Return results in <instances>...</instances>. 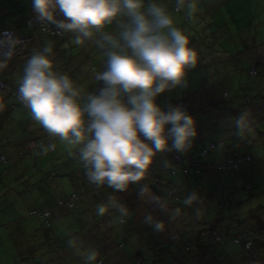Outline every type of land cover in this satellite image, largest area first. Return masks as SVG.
<instances>
[{
	"label": "clouds",
	"instance_id": "clouds-1",
	"mask_svg": "<svg viewBox=\"0 0 264 264\" xmlns=\"http://www.w3.org/2000/svg\"><path fill=\"white\" fill-rule=\"evenodd\" d=\"M32 8L35 17L27 21L33 20L31 25L40 32L56 37L71 33L72 42L80 46L94 41L106 57L104 70L94 72L95 80L103 86L82 97L69 75L55 66L53 43L49 41L41 49H33L26 60L18 81L19 101L49 138L77 147L90 183L106 185L114 192L127 191L136 184L143 201L168 213L170 222L176 221L181 209H168L167 198L172 193L156 195L144 181L157 154L171 151V157L173 152L186 153L197 136L196 122L183 106L169 104L165 109L158 103L166 91L188 87L187 72L197 66V52L189 46L188 36L176 26L172 13L152 0L146 6L145 0H32ZM175 8L191 20L197 12V0H176ZM38 22L44 27L54 25L58 35L44 31ZM113 22L115 30L104 31ZM15 43V38L0 41L4 48L0 69L13 57ZM4 92L13 93L8 89ZM234 123L236 136L251 133L247 111ZM40 148L39 154L46 155L55 144H41ZM69 155L76 153L70 151ZM199 201V194L193 191L183 204L192 207ZM109 203L119 218L128 216L126 205L113 202L111 197ZM96 211L103 216L107 207L99 204ZM195 214L200 217L199 208ZM144 222L156 231L166 228L165 222L151 213L145 215ZM263 240L264 233L253 242L247 241L251 248ZM68 243L75 247L74 240ZM96 258L94 250L85 256L87 264Z\"/></svg>",
	"mask_w": 264,
	"mask_h": 264
},
{
	"label": "rangeland",
	"instance_id": "rangeland-1",
	"mask_svg": "<svg viewBox=\"0 0 264 264\" xmlns=\"http://www.w3.org/2000/svg\"><path fill=\"white\" fill-rule=\"evenodd\" d=\"M215 1L216 0L197 1V12L194 14L193 18L189 20L186 18L184 11L174 10L176 0H152V2L163 4L168 9V11L172 13L176 26L181 28V30H183L185 34L190 32V37L188 36L190 41L189 46L194 48L197 52V66L194 69L188 70L187 72L188 87L178 88L170 92L166 91L158 97V103H160L161 106L165 109L167 107L168 99H187L192 103L191 110L188 113L194 118L196 122L197 136L193 140L192 148L188 152L181 154L185 162L188 161L189 158L196 157L198 154V149L202 145V139L199 138V128H201L199 127L200 123H204L206 127H204L203 129L208 132L207 129L211 127L212 123L210 121H213V119L209 116V122L204 117L207 113L204 108L207 107H204L203 109L200 107V102L205 101L203 100L205 97L210 98L214 96L216 91L218 93L221 91V95L223 97L226 96L227 91L230 95L234 96V93H236L239 97H251L254 94L264 95V0H245V5L244 0H242V5H237L239 0H235L237 1L234 4L235 7L230 6L226 7V9L221 8L219 3H215ZM6 2L7 0H0V7ZM148 2L149 0H145V6ZM12 18L15 17H11L10 19L5 18L6 21L3 19L4 24L0 20V28L1 26H5L9 29H27L26 25L20 26L18 20ZM113 24L115 25V29L116 23L113 22ZM105 30H107L108 32V25L105 26ZM209 43L212 44L211 46H213L214 43L221 44L219 49H223V53H220L218 49V56L216 49L215 51L214 49H209ZM31 45L32 44L23 45L15 55V57L8 60V69L10 67V63H14L21 68V72H17L16 74L12 75L11 72L5 73L3 69H0V72L4 75V80L11 84L13 88H16V90L18 89V81L23 75V67L27 60V58L23 57H26V55L28 54V52H26V49ZM85 51L86 53L91 54L89 58L92 61V65L96 66V68L92 69V71L90 68L88 76H94L93 73L97 72V70L103 71L105 64L102 63V60L105 61L106 57L102 52H98L94 41L87 45ZM99 63L102 64L103 67H98ZM252 67L257 68V76H251L249 74V70ZM7 88H9L8 85H6V89ZM6 93L7 92H5V94H0V152L4 151L8 153L10 144L9 140H6L7 135L11 134V131L14 128L18 127V125H20L22 121L21 117L27 112V109L25 108V106H19L15 108V106L10 105V103L13 101H15L17 105H20V101L16 96L10 94L9 92V94ZM3 102H6L7 104L2 105ZM251 131L254 132L255 129L251 127ZM19 133H21V131H19ZM53 139L55 146H59L58 148L63 145L71 147L70 145H67L66 142L60 141L58 138ZM255 139L256 140L247 139L246 144L244 143V145L241 144L239 146H236L239 147L240 151H248L253 156V161L242 165L239 172H217L218 178L211 180V182H204L202 180V176H194L193 173L189 177L191 178L190 180L195 181V183L192 182L193 191L197 192L199 195L201 189L198 188V181H200L202 185L207 188V192L215 196L221 194L214 191V189L224 192L228 191L231 188L230 195L232 199L237 202H235L232 206H230L229 204L230 207L226 206V212H229L228 214L230 215L224 220V222L231 223L232 219L234 222L240 221L242 225L241 227L247 231V234L250 235L249 237L252 239H256L258 234H260V232L264 230V222L262 223V225H257V223H255L256 220H261V218L255 215L251 216V206L254 204V202L258 203V200L256 199H258L259 195H264V139ZM5 141L6 144L2 145L1 142ZM169 143H171V141ZM16 150H18V148ZM168 153L169 151L157 154L155 160L158 161L161 166L165 164L164 161H167L169 165L168 168L169 170H171V168H174V165L172 164V162H170ZM27 155L28 153L24 155L22 154L20 157ZM39 158H42L47 164V161L45 159H49L48 153L46 155L39 154ZM73 158L74 156H69V161ZM6 163L7 162H3L0 159V184L5 183V176H3L1 173L3 170H5ZM28 163L32 167L31 174L32 172H34L36 175L38 173L40 165H36L33 160H30V157L28 158ZM49 168L50 166L46 167V170H48ZM75 168L77 173L83 170L84 167L81 166L80 160L75 163L73 169L75 170ZM7 169L15 171L14 168ZM171 176L174 180L173 183L181 185V183L179 182L180 177L178 173H171ZM249 176H251L250 178L253 177L254 179L252 180V188L250 189V192H246L245 186L249 181V179H247L246 177ZM39 177V175H36L34 179H37ZM13 179L14 178L9 179V181ZM218 179L221 181V183L216 182L218 181ZM185 182L186 184H188L186 180ZM137 187L138 185L133 184L129 187L128 190L131 191ZM109 191H112L115 194H119V192H114L111 188H109ZM98 193H90L87 198L83 197L81 199H78L76 202L77 207L81 209V206H79V204L82 203L83 208H85L90 201L88 198H95L97 197ZM115 194L111 195L113 202H116L117 200ZM22 196L24 198L23 202L25 206L32 203L38 205L36 202H34L35 200H37V197H35L34 194H32L30 191H27V193L25 194L23 193ZM1 206V214L7 212L6 214L11 216L9 217L11 219L8 218V220L15 221V219L19 218L16 215L12 216L13 211L11 208H13V205H8V207H4V205ZM59 208L61 207L57 206V209ZM108 216L109 214H107L106 212L105 216H103V219L100 221L101 225H99L98 230L101 240H99V243L103 241L105 242L107 238L105 236V231H107L108 228L111 230L112 227H116V220L107 221ZM34 217L35 223H33L31 226L34 229H38L37 232H34L35 238L33 240V243L37 241V237L40 231L41 233L43 232L42 234H45L53 229L56 233V238L53 239L52 243L56 245V248H60L61 250L65 251L69 249L66 248L63 244V242H65L67 238H65V240L61 239L63 234H68L67 231L63 232L62 226H59L62 218H54L55 222L53 221V226L47 228L48 230H46L40 225L39 216L35 215ZM129 218L130 216H128V219ZM80 224L84 225V223H79V225H75L76 227H72L76 239H78L77 235L80 229ZM231 224L234 225L233 223ZM1 227L4 228L2 222H0V264H39V262L41 263V259L44 258V256H47V254L44 253L46 250H44L43 247L39 246L35 247V249H29V251L26 250L24 254L25 256L23 255V259L21 255L16 252L15 254H18L23 262L18 260L17 263H11L14 258L12 257V252L13 250L17 251V249L14 247V245L11 244V239L7 238V236L4 240L5 230L1 229ZM234 233L235 226H233V228L227 234L223 236L220 234L221 237L219 239L217 238L218 236H205V238L203 239H208L207 242H204L206 248L202 246L203 242L195 244V240V242L192 243L193 253L190 251V254V252L181 249L174 258L171 253H166V250H162L161 255L157 257L154 256V253L152 254V256L151 253L153 251V246L150 243V247H139V244L136 243L133 245L132 249L139 254V257L143 260L142 264H208L209 261L212 260L213 255L214 258H217L220 262L233 260V263L235 264V261L239 259L237 253L238 251L242 250L243 247L242 240H237ZM30 236L31 235L29 233V240L33 237ZM90 238L88 237L86 239V242L82 243V246L89 244V247H87V253L92 250L91 247L94 245V243L92 242H95V239L91 241ZM3 242H6L7 244L4 246ZM57 244H60L63 247H58ZM207 244H214V247H209ZM75 245H81L80 241L76 240ZM172 248H176L175 250L178 249L174 244ZM77 250L79 251H69L66 253V262L68 264L71 262L72 264H82L84 261H86L85 256L87 255V253H83L79 248ZM84 250L85 248H83V251ZM95 252L97 253V257H101V260L105 261V259H103L105 256L102 251L95 250ZM252 252L254 253V256L257 254L259 255V260L264 256V251L256 252V250H254ZM117 254V250H114L113 255ZM77 256L79 258H76ZM97 260H99V258H96L93 263L95 264ZM259 260L253 262V264H260ZM45 263L48 264L49 261H46ZM129 264H138V262L135 257H132V262H130Z\"/></svg>",
	"mask_w": 264,
	"mask_h": 264
},
{
	"label": "crops",
	"instance_id": "crops-1",
	"mask_svg": "<svg viewBox=\"0 0 264 264\" xmlns=\"http://www.w3.org/2000/svg\"><path fill=\"white\" fill-rule=\"evenodd\" d=\"M238 2H242V1L239 0ZM4 5L0 7L1 22L4 24V20L6 21L5 18L10 19L11 17H15L12 19H17L20 26L26 25L27 29L20 30L16 28V29H10V30H13L18 33L31 34V35L33 34V39L24 44V45L26 44H32V45L26 49V52H28V54L26 55V57H23V58L28 59L33 49H41L47 42L51 41L53 43V51L55 53L54 63L56 67H58L59 61L64 59V58H61L60 56L70 57L69 58L70 63L67 65V67L60 66L58 67V70L62 73H67L69 75V77L73 80L74 84L81 89L82 97L86 96L88 93L98 92V90L103 85H102V82L96 81L94 76L92 75L88 76V73L90 72V68L92 71V69L96 68V66L92 65V61L89 58L91 54H88L85 51L87 45L93 41L85 43L80 48L74 47L75 44L72 42L73 36L71 33H65L63 37H56V36L49 35L47 33L40 32L35 25L34 26L27 25L28 23L27 19L31 17H35L34 12L33 13L30 12L31 16L29 17H28V13L23 12V10H20V9L18 11L16 9L15 10L16 13L10 14L7 9L4 10L5 9V7H3ZM18 6H20V4ZM3 14H5L4 17H3ZM114 27H115L114 24L108 25V32H113L115 30ZM3 29H9V28L5 26H1L0 30H3ZM104 31H107V30H105L104 28ZM96 49H98V52L100 53L102 52V50H100L99 48L96 47ZM14 57L10 59H13ZM102 61H103L102 63L105 64V61L104 60ZM99 66L103 67V65L100 63L98 64V67ZM20 70L21 68L17 64H14V63H10V67L8 69V62H7V67L3 68V71L5 73L11 72L12 75L16 74L17 72L22 71ZM97 72L99 71L97 70ZM3 77L4 75L0 72V79L6 85L13 88L12 85L6 82V80H4ZM13 89L16 90V88H13ZM16 91H18V89ZM9 93L7 92L6 94H9ZM0 94H5V92H0ZM10 94L14 95L13 93H10ZM3 104L5 105L7 103L3 102L2 105ZM10 105L15 106V108L19 106H24L21 102H20V105H17L15 101L11 102ZM21 120L22 121L20 125L16 127L17 129L14 128L11 131V134L7 135L6 140H9V144H10L8 148L9 152L8 153L4 151L0 152V155H4L7 158L5 170H3L1 173L3 176H5V183L0 184V204L4 205V207H8V205H13V208H11L13 211L12 216L16 215L17 217H19L15 219V221L8 220V218L11 216L7 215L6 214L7 212L2 213V214L0 212V222L3 223L4 228H5L4 229L3 227H1V229L5 230L4 240L7 236V238L11 239V244L14 245V247L17 249V251L13 250L12 252V257H14L13 258L14 261L12 260L11 263H17L18 260L23 262L22 259L25 256L24 254L26 250L29 251V249H35V247L41 246L44 248V250H46L44 253L47 254V256H44V258L41 259V263L39 262V264H46L45 263L46 261H49L48 264H68L66 262V253L69 251L70 252L79 251L77 250L78 248L81 249L83 253H87V247H89V244L88 245L86 244L85 245L86 247H85V246H82V243L86 242V239L88 237L90 238L91 236L93 237V240L96 238L95 242H92L94 243V245L91 247L92 250L94 251L100 250L104 253V256H105L103 258L105 259V261H102L101 257H97L99 258V260H97L98 262H100L99 264H129L130 262H132L133 256L131 254V251H132L133 245L131 244V242L135 240V242L138 243L136 239H138V237L141 239L139 233L134 232V229H136L135 227L137 224L136 217L132 219L131 218L128 219L124 217L121 219L119 218V213L117 211L113 213L108 212V214L111 215L112 220L113 221L116 220L117 222L116 227H112L111 230L115 229V230H122L126 232V234L121 235V237L125 238V240L123 241L124 246H122L123 249H118L117 247L111 248L108 245L107 247H110V248H107V247L104 249L99 248V245L102 244V243H99V240H101V238L98 236L99 226L95 229V233H94L95 238H94V235L86 233L88 232L87 227H86V221L90 222L91 219H96V218L98 219V217L96 216H100L96 211L97 205L105 204L106 207L111 205L109 203V198L111 197L112 194H115V193H113L112 191H109V187L108 188L106 187V192L102 191L98 193L97 197L88 198L90 201L88 202L86 207L83 208V210L82 208L79 209L78 215L80 216L81 214V218L74 220V222L77 221L75 222V225H79L78 223H84V225L80 224V229L77 235V238H79L81 245H75L76 247L69 246V249L65 251L61 250L60 248H56V245L52 243L53 239L56 238V233L53 229H51L45 234H42L43 232L41 233L40 231L37 237V241L33 243V240L35 238L34 232H37L38 228L34 229L31 226L33 223H35V217L29 215L30 210L35 207L36 208L53 207L54 208L53 221H54V218H58V217L62 218L59 226L63 227V232L67 231V233H70L72 231L71 230V226L73 225L72 223L74 222H70L69 220L73 219L76 216V214L74 216L67 215V212H65L64 208L63 209L55 208L56 203L58 200L63 199V198L65 199L69 194L73 193L74 189L78 191L79 193L82 191H85V192L88 191V186H90V184L92 185V183H89V181L83 175L85 171H83V173L82 171L77 173L76 168L75 170L73 169L75 166V163L79 160L77 147L75 146L69 147V146L63 145L60 148H58L59 146L57 147L55 146L54 150L48 151L49 159H45L47 161V164H46V162L42 158H39V153L41 151V148L36 144V139L42 138L44 145H48L49 143H54L53 142L54 139L49 138L48 134L43 130V128L38 123L32 120L29 109H27V112L23 114V116L21 117ZM256 127L263 131L264 122L257 123ZM19 131H21V133H19ZM254 136L257 139H264V132L263 133L261 132L259 135L258 132L251 131V133L249 134V138L247 139L250 140V138ZM245 142H247V140ZM1 144L2 145L6 144V141L1 142ZM17 148L18 150H16ZM19 150L24 151L23 155L27 153L28 155L20 157L22 154H20ZM70 151L75 152L76 155L74 156L72 160L69 161ZM172 151H175V150H172ZM170 152L171 151H169L168 153V158L170 162H172V164L174 165V168H171V170H169L168 167H165V164L161 166L158 163V161L155 160L153 168H152L153 171L155 172L156 175L157 174L161 175L162 177L168 180H173L171 173L173 174L178 173L180 177L179 182L181 183V185H178V187L182 188L183 186V188L186 190L190 189L191 187L193 188V186L191 185H192V182L195 183V181L191 180L192 181V182L190 181L191 183L186 184L185 182L186 179L181 177V171H180V167L178 163L170 159ZM54 153H57V154H54ZM179 154L181 155V153ZM221 155L224 157L223 153ZM29 157H30V160H33L36 165L38 164L40 165L38 173L36 174V175H39L40 177L37 179H34V177L36 176L34 172H32L31 174L32 167L28 163ZM182 162L184 163L185 161L182 160ZM48 166H50V168L46 170V167ZM7 168H11V169L14 168L15 171H11L10 169H7ZM12 178L14 179L9 181V179H12ZM150 178L151 177L149 176V180ZM205 178L208 180L209 175L206 174ZM214 179L215 178H212L211 180H214ZM251 179L253 180L254 178L252 177ZM189 180H186V181H189ZM211 180H208V182H211ZM219 183H221L220 180H219ZM197 184H198V188L201 189L202 183L198 181ZM27 191H30L32 194H34L35 197H37V200H35L34 202H36L38 205H35L32 203V204L25 206L23 202L24 198L22 195L23 193L24 194L27 193ZM133 192L134 190H131V191L127 190V191H121L119 192V194H115L117 197V200L115 203L121 202L122 204L128 206V202L127 201L124 202V200L126 199V197L131 196ZM230 193H231V188L228 191H224L222 193V195L224 196V199L228 201L227 206H229V204L230 206H232L235 202H237L232 199ZM87 195H86V198H87ZM79 196L80 198H83L82 194H80ZM200 200L207 201L210 203V201L214 200V198L212 200H206L201 197ZM256 200H258V203L254 202V204L251 206L252 208L251 216H254V215L259 216L261 220H256L255 223H257V225H262V223L264 222V195L262 196L259 195L258 199ZM1 205H0V211L2 209ZM212 205L215 206V203H212ZM207 210H208L209 219H212L216 223L218 221L216 216H222L220 221L224 222V220L230 215L228 214L229 212H226V208L223 213L217 212L210 208ZM83 219L85 221H83ZM39 223L44 229L48 230L43 225L42 219H39ZM222 229L225 230V228H222ZM29 233L31 236H33L32 238H30V240L28 239ZM107 236H110L109 232L107 233ZM65 238H66V234H63L61 239L63 240ZM3 244L5 246L7 243L3 242ZM57 246L59 247L60 244H57ZM138 246L140 247L141 245L139 244ZM54 248L55 250H53ZM83 248H85L84 251H83ZM254 248H256L257 250L259 249L258 250L259 252L264 251V240L256 242ZM114 250H117V253H118L117 255H113ZM16 252L21 255L22 259L19 257L18 254H15ZM76 258H79V257L77 256ZM69 264H72V263H69ZM82 264H87V262L84 261ZM91 264H93V262H91ZM260 264H264V256L261 258Z\"/></svg>",
	"mask_w": 264,
	"mask_h": 264
},
{
	"label": "trees",
	"instance_id": "trees-1",
	"mask_svg": "<svg viewBox=\"0 0 264 264\" xmlns=\"http://www.w3.org/2000/svg\"><path fill=\"white\" fill-rule=\"evenodd\" d=\"M197 1H201V0H197ZM242 1V0H241ZM245 1V0H244ZM252 1V0H250ZM218 2L221 8H225L226 7H230V6H234L235 7V3L237 1L235 0H216L215 3ZM6 5H4L3 7H5L4 10H8V12L10 14H14L16 13V9L17 11L23 10V12L28 13V17L31 16L30 14L33 13V8H32V0H7V2L5 3ZM20 4V6H18ZM246 4V1L244 2V5ZM237 5H242V2H238ZM23 8V9H22ZM174 10L176 11V8L174 6ZM2 12V11H1ZM31 12V13H30ZM5 14H3L4 17ZM11 16V15H9ZM190 32L186 33L187 36L190 37L189 35ZM63 35H60L59 37H63ZM190 42V41H189ZM210 44V43H209ZM212 44H210L208 47L209 49L211 48L212 50L216 49L217 54L223 53V49H219V47L221 46V44H213V46H211ZM74 47H81L79 45L76 46V44L74 45ZM219 49V52H218ZM226 51V50H225ZM16 55V54H15ZM70 56V55H68ZM219 56V54H218ZM14 57V56H13ZM61 58H64L63 60L59 61L58 67L60 66H64L67 67V65L70 63L69 62V58L67 56H60ZM72 58V57H71ZM74 58V56H73ZM106 61V60H105ZM249 74L251 76H257L258 75V71L256 67H252L249 70ZM221 91L218 93L216 91V93L214 94V96L208 98L205 97L203 100V102L201 103V108H204L205 111H207V113L205 114V119H207V121L209 122L210 119L208 120V116L211 117L213 119V121L211 123V127L208 128V132L205 131L203 128L206 127L204 125L203 122L200 123L201 128L199 135L202 140H201V147L198 149V154L196 157H192L189 158L188 161H186V163L184 164L182 162L183 157L182 155H180V162H177L179 167H180V171H181V177L189 180L191 178H189L191 176V174L193 173L194 176H202V179L206 182H208V180H211L212 178L217 179L218 178V173L217 172H239L241 169V166L247 163H250L253 161V156L251 155V153L248 151H240L239 147H236L237 145H244V142L247 140V138H249V133H246L245 136L243 138H240L238 136L235 135V123L234 121L238 118V116L247 111L249 113V125L250 127H252L253 129H255L256 132H258V134L260 135V133L264 132V130L262 131L261 129L256 127V124L259 122H264V95L263 94H254L251 97H239L236 93H234V96L230 95L229 92H226V96L223 97L221 95ZM15 96L17 97V95L15 94ZM177 103H183V104H187L186 106V110L189 112L191 110L192 107V103L187 100V99H182V100H167V106L169 104L172 105H177ZM167 108V107H166ZM199 120V118H198ZM229 127V128H228ZM219 131V133H218ZM202 135V136H201ZM206 136V137H203ZM255 137V136H254ZM41 140V144H43V140L42 138H38L37 140ZM255 140V138H250ZM249 140V139H248ZM263 140V139H260ZM40 144V145H41ZM246 144V142H245ZM39 145V147H40ZM55 149V148H54ZM53 149V150H54ZM224 155V157L221 155L222 153ZM21 154L24 153V151H20ZM171 159V157H170ZM7 162V161H6ZM81 165L84 167L82 170L84 172V176L85 178L88 180L87 176H86V169L85 166L83 164V162H81ZM203 174V175H202ZM206 174L209 175L208 180L205 178ZM150 180L149 177L146 179V181H144V183H147L151 190L156 194L159 195L161 197H164L166 193H172L171 196H169L167 198V205H168V209H174V208H180L181 209V215L180 217L174 221V222H170L169 220V215L168 213L161 211L159 208H157L155 205H150L148 203H146L145 201H143L140 196H139V187H137L136 189L134 188V192L133 194H131V196L126 197V199L124 200V202H128V209H129V215L130 218H137V224H136V229H134V232L139 233L141 239L138 237L137 241L138 243L144 247H150L151 245L153 246V251L151 253V255L154 253V256H159L161 255L162 250H166V253H171L173 255V258L175 257V255L181 250H185L187 252H192V243L195 242V244L197 243H201L203 242V245L206 248V245L204 242H207L208 239H203L205 238V236H209V237H215L218 236L217 238L219 239L221 236L220 234L223 236L225 234H227L232 228L233 226H235V238L237 240H242V247L243 249L238 251L237 256H239V259L236 260L235 264H253V262L258 261L259 260V255H255L252 251L256 250V252H259L256 248H254L255 244L250 248H245V242L249 239L251 240L250 242H253L254 239L250 238L247 234V231L244 230L241 226V222H234L233 219L231 220V223H233L234 225H232L231 223L227 222H221L220 219L222 218V216H216L218 221L217 223L214 222L212 219H209V215H208V210L207 209H213L217 212H221L223 213L226 206L228 205V201H226L224 199V196H222V191L221 190H216L214 189V191H216L217 193L221 194L218 196L215 195H211L209 192H207V188H205L203 185H201V192H200V199L201 197L206 199V200H212L214 198V200L207 202V201H203L200 200L198 203L194 204L192 207H187L183 204L182 200H184L186 198V195L193 192V188L191 187L190 189L186 190L181 187H178L177 184L173 183L174 180H168L165 179L164 177H162L161 175H156L155 172L151 171L150 174ZM247 179H249V181L247 182L246 186H245V190L246 192H250V189L252 188V179L249 177H246ZM89 181V180H88ZM191 180L187 181L188 183ZM90 183V182H89ZM217 183H219V179L217 181ZM193 186V185H191ZM106 185L102 186V187H97L94 184H90V186H88V191H82L80 192L83 197H86V195L90 194V193H98V192H106ZM108 188V187H107ZM80 193L76 190L73 191V193L69 194L65 199H60L57 201L56 203V207H61L62 209H65V212H67V215L70 216H74L76 214V216L69 220L70 222H74V220L81 218V214L80 216L79 214V207H77V200L81 199L80 198ZM87 195V197H88ZM212 203H215V206L212 205ZM119 204H122L121 202H119ZM79 206H81L82 210H83V206L82 203L79 204ZM199 208L200 209V217L197 218L196 217V209ZM60 209V208H59ZM75 209V210H74ZM48 210L49 214L48 216L45 218L43 217L42 213L43 211ZM53 207H44V208H39V209H32L29 212L30 216H39L40 219H42L43 221V225L46 228H49L51 226H53ZM74 210V211H73ZM115 208L112 207V205L107 206V214L108 212H115ZM151 213L152 215H154V217L157 220L163 221L166 224V228L164 231H156L152 225L147 224L144 222V217L146 214ZM128 215V216H129ZM105 216V215H103ZM103 216H96L98 217V219H91V221H86V227H87V231L86 233H89L91 235H94L95 238V229L101 225L100 221L103 219ZM128 216H126L125 218H128ZM93 220V221H92ZM124 220V219H123ZM81 221V220H80ZM83 221H85L83 219ZM107 221H113L111 215L109 214ZM77 222V221H75ZM75 222L72 223L75 226ZM221 222V223H220ZM79 224V223H78ZM71 226V232L68 233L66 235V240L65 242H63L64 246L66 248H69V244L68 241L74 240V242H76V240H79L75 238L74 236V231L73 228L74 226ZM76 227V226H75ZM222 228H225V230H223ZM93 230V231H92ZM92 231V233H91ZM99 232V231H98ZM109 232L110 236H107V233ZM264 230L262 232H260L259 235L263 234ZM126 234V232L122 231V230H110L109 228L107 229V231L105 232V236L107 237L105 242H101L102 244L99 245V248L104 249L108 246H110L111 248L113 247H117L118 249H123L122 246H124V240L125 238L121 237V235ZM99 236V235H98ZM65 237V236H64ZM91 241L93 240V237L91 236ZM96 240V238H95ZM80 241V240H79ZM152 242V243H151ZM259 242V241H258ZM149 243L151 244L149 246ZM132 245L136 244L135 240L133 242H131ZM173 244L175 245V247H177L178 249L175 250L176 248H172ZM219 244V243H218ZM209 247L213 246L214 244H207ZM59 247H63V246H59ZM72 247V246H71ZM76 247V246H75ZM107 247V248H110ZM156 248V250H155ZM131 249V248H129ZM128 249V250H129ZM151 249V248H150ZM159 249V250H158ZM214 249V248H213ZM254 249V250H253ZM55 250V248L53 249ZM135 250V249H134ZM140 250V249H139ZM155 250V251H154ZM105 251V250H104ZM190 252V254H191ZM193 253V252H192ZM131 254L133 257L136 258L138 264H142L143 260L139 257V254L136 251H131ZM153 256V255H152ZM170 256V255H169ZM207 262V261H206ZM259 262L261 263V259L259 260ZM72 263V262H71ZM100 262L96 261L95 264H99ZM231 264L233 263L232 261H225V262H220L217 258H213L212 260L209 261L208 264ZM78 264V263H75ZM94 264V263H93ZM234 264V263H233Z\"/></svg>",
	"mask_w": 264,
	"mask_h": 264
},
{
	"label": "built area",
	"instance_id": "built-area-1",
	"mask_svg": "<svg viewBox=\"0 0 264 264\" xmlns=\"http://www.w3.org/2000/svg\"><path fill=\"white\" fill-rule=\"evenodd\" d=\"M57 18L62 19L58 15H57ZM32 23H33V20H31V19L28 20L29 25H31ZM39 25L44 31H47V32L54 34V35H58V34H56V29H55L54 25H48L47 27H44L41 23H39ZM7 38H15L16 43H15V48L13 49V55H12V56H14L23 44H25V43H27L33 39V35L18 33V32H15L13 30H10V29L0 30V41H3ZM3 51H4V48L0 47V54H2ZM7 89L17 95L18 91H15L11 88H7ZM5 90H6V84L0 79V92H4ZM17 97H18V95H17ZM177 105L183 106L184 108H186V106H187V104H183V103H177ZM36 144L39 146L41 144V140L40 139L37 140ZM53 149H51V150H53ZM171 157L175 162H180V156L177 152H173L171 154ZM0 159L3 162L7 161V159L4 155H0ZM48 214H49L48 210H45L42 213L43 217H45V218L48 216ZM249 246H250V242L249 241L245 242V247L248 248Z\"/></svg>",
	"mask_w": 264,
	"mask_h": 264
}]
</instances>
